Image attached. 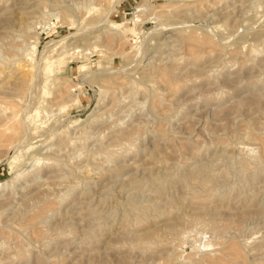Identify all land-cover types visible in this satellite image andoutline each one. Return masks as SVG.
<instances>
[{"label":"rangeland","instance_id":"obj_1","mask_svg":"<svg viewBox=\"0 0 264 264\" xmlns=\"http://www.w3.org/2000/svg\"><path fill=\"white\" fill-rule=\"evenodd\" d=\"M0 264H264V0H0Z\"/></svg>","mask_w":264,"mask_h":264},{"label":"bare ground","instance_id":"obj_2","mask_svg":"<svg viewBox=\"0 0 264 264\" xmlns=\"http://www.w3.org/2000/svg\"><path fill=\"white\" fill-rule=\"evenodd\" d=\"M24 67V66H23ZM28 71V70H27ZM18 116V113L15 111V112H11L8 116H6L5 117V119H7V122L9 123V125H10V127L12 128V130L13 129H15L16 130V128H17V126L19 125V124H17V117ZM20 120V119H19ZM18 120V121H19ZM22 124V123H21ZM15 158V157H14ZM208 178V177H207ZM206 180V179H205ZM186 181V180H185Z\"/></svg>","mask_w":264,"mask_h":264}]
</instances>
